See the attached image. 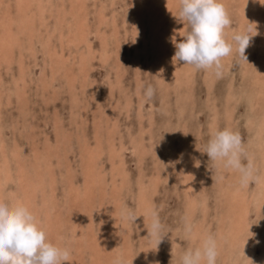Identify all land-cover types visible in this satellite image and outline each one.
Segmentation results:
<instances>
[{
	"label": "rangeland",
	"instance_id": "374dc122",
	"mask_svg": "<svg viewBox=\"0 0 264 264\" xmlns=\"http://www.w3.org/2000/svg\"><path fill=\"white\" fill-rule=\"evenodd\" d=\"M257 1L219 0L232 53L217 76L173 59L190 27L180 0H0V202L28 208L46 242L70 250L63 264H181L209 234L216 264H264ZM245 33L246 61L232 39ZM224 129L239 133L241 162H252L246 185L205 152ZM151 210L165 235L157 247Z\"/></svg>",
	"mask_w": 264,
	"mask_h": 264
},
{
	"label": "clouds",
	"instance_id": "9594fccd",
	"mask_svg": "<svg viewBox=\"0 0 264 264\" xmlns=\"http://www.w3.org/2000/svg\"><path fill=\"white\" fill-rule=\"evenodd\" d=\"M179 17L190 27L183 40L175 44L173 59L195 69H214L219 76L222 58L232 53V45L224 39V30L231 25L224 5L219 0H180ZM251 37L246 33L232 37L244 61L247 60L245 50L250 46ZM143 95L151 100L155 89L148 85ZM205 152L209 159L220 161L225 169L238 171L241 184L246 185L254 179L251 160L247 165L241 162L244 148L238 132L217 130L207 143ZM122 216L132 223L137 218L131 209H125ZM150 216L152 221L148 234L155 237L157 247L165 237L162 235L163 225L155 210L150 211ZM185 232L191 234L190 224L185 225ZM217 256V242L209 234L200 247L183 254L181 264H216ZM69 259L70 250L46 242V233L28 208L23 205L10 207L0 202V264H63ZM113 264H123L122 258H116Z\"/></svg>",
	"mask_w": 264,
	"mask_h": 264
},
{
	"label": "bare ground",
	"instance_id": "6f19581e",
	"mask_svg": "<svg viewBox=\"0 0 264 264\" xmlns=\"http://www.w3.org/2000/svg\"><path fill=\"white\" fill-rule=\"evenodd\" d=\"M251 1H253V4H252V2L250 3V6L251 5H257L258 3H259V1H257V0H251ZM23 2H25L26 3V6L27 7H29L30 6V4H28L29 2H28V0H23ZM28 2V3H27ZM45 3V2H44ZM142 3V2H141ZM171 3V2H170ZM162 5V4H161ZM20 6V5H19ZM165 6V5H164ZM168 6V5H167ZM247 6V5H246ZM161 7V6H160ZM170 7H172V6H170ZM168 8H169V6H168ZM68 14V13H67ZM84 16V15H83ZM254 17V16H253ZM99 18H101V17H99ZM24 19V18H23ZM75 19V18H74ZM73 19V20H74ZM84 19V18H83ZM102 19V18H101ZM256 19H254L253 21H255ZM176 23V22H175ZM255 23V22H254ZM157 24V23H156ZM162 25V24H161ZM177 25V24H176ZM76 26V25H75ZM155 26V25H154ZM264 26V25H263ZM79 27H81V26H79ZM163 28V27H162ZM264 28V27H263ZM79 31H80V29H78ZM182 30V29H181ZM56 31V30H55ZM60 31L62 32V30L60 29ZM176 31V30H175ZM54 32V31H53ZM59 32V31H58ZM160 32V31H159ZM57 33V32H56ZM175 33V32H174ZM178 33V32H177ZM157 36V35H156ZM41 37V36H40ZM49 37V36H48ZM254 37V36H253ZM80 40V39H79ZM83 42V41H82ZM263 43V42H262ZM261 44V43H260ZM80 45V44H79ZM158 46V45H157ZM160 47V46H159ZM46 52H48V51H46ZM175 52V51H174ZM5 57V56H4ZM50 58V57H49ZM79 59H81V58H79ZM222 61V60H221ZM57 67V66H56ZM56 70V69H55ZM261 74V73H260ZM22 84V83H21ZM254 91V90H253ZM18 95H19V93H18ZM20 97H21V95H20ZM257 98H259V97H257ZM257 100V99H256ZM100 123V122H99ZM36 142V141H35ZM86 143V142H85ZM92 145V144H91ZM110 145H111V140H110ZM33 149V148H32ZM47 149H49V148H47ZM16 150V149H15ZM12 151V150H11ZM42 151V150H41ZM40 151V152H41ZM13 153V152H12ZM113 153V152H112ZM1 154V153H0ZM44 154V153H43ZM92 154V153H91ZM102 154V153H101ZM110 154V153H109ZM1 159V158H0ZM17 161V160H16ZM59 163V162H58ZM84 163H85V161H84ZM7 165V164H6ZM59 165V164H58ZM96 165V164H95ZM114 165V164H113ZM121 166V165H120ZM48 168H50V167H48ZM69 168V167H68ZM92 169V168H91ZM66 170V169H65ZM83 170H85V168L83 169ZM88 173V172H87ZM13 175V174H12ZM90 175V174H89ZM158 175V174H157ZM33 177V176H32ZM90 177V176H89ZM68 179V178H67ZM69 180V179H68ZM92 180V179H91ZM96 184V183H95ZM71 186H73V184L71 185ZM190 186V185H189ZM67 187V186H66ZM77 190V189H76ZM103 190V189H102ZM86 191V190H85ZM103 192V191H102ZM236 193V192H235ZM6 197V196H5ZM75 197V196H74ZM86 197H88V196H86ZM117 198V197H116ZM76 199V198H75ZM142 199H144V196H142ZM84 200V199H83ZM149 200V199H148ZM62 202V201H61ZM78 202V201H77ZM89 202V201H88ZM140 202V201H139ZM146 202V201H145ZM149 201H147V204H145V205H148L149 203H148ZM80 204V203H79ZM229 204H230V202H229ZM193 205V204H192ZM148 207H149V205H148ZM233 208V207H232ZM236 208V207H235ZM246 210V209H245ZM233 211V210H232ZM230 213V212H229ZM243 220V219H242ZM245 221V220H244ZM148 222V221H147ZM144 224V223H143ZM150 225V224H149ZM233 225V224H232ZM148 227V226H147ZM221 227V226H220ZM242 227V226H241ZM243 228V227H242ZM220 248V247H219ZM73 250V249H72ZM148 251V250H147ZM127 253V252H126Z\"/></svg>",
	"mask_w": 264,
	"mask_h": 264
}]
</instances>
